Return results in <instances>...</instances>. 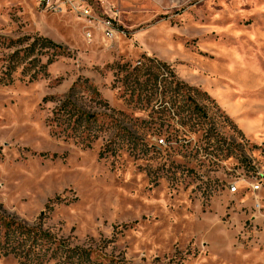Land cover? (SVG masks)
<instances>
[{"label": "rangeland", "instance_id": "374dc122", "mask_svg": "<svg viewBox=\"0 0 264 264\" xmlns=\"http://www.w3.org/2000/svg\"><path fill=\"white\" fill-rule=\"evenodd\" d=\"M50 2L0 0V264H264V0Z\"/></svg>", "mask_w": 264, "mask_h": 264}, {"label": "built area", "instance_id": "2783aa9c", "mask_svg": "<svg viewBox=\"0 0 264 264\" xmlns=\"http://www.w3.org/2000/svg\"><path fill=\"white\" fill-rule=\"evenodd\" d=\"M41 1L46 2L48 5H51V3H52V2H50V0H41ZM252 187L254 190H257L259 188L258 185H252ZM236 189H237L236 186L232 187V191H235Z\"/></svg>", "mask_w": 264, "mask_h": 264}]
</instances>
